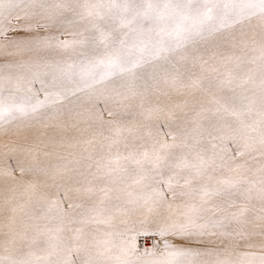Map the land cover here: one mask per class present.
I'll return each instance as SVG.
<instances>
[{"label": "snow or ice", "instance_id": "1", "mask_svg": "<svg viewBox=\"0 0 264 264\" xmlns=\"http://www.w3.org/2000/svg\"><path fill=\"white\" fill-rule=\"evenodd\" d=\"M0 264H264V0H0Z\"/></svg>", "mask_w": 264, "mask_h": 264}]
</instances>
